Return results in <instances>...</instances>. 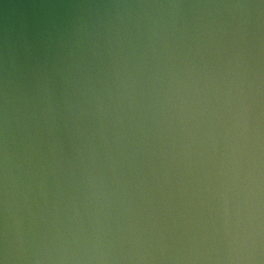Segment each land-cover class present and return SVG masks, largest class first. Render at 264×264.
Returning <instances> with one entry per match:
<instances>
[{"label": "water", "instance_id": "95a60500", "mask_svg": "<svg viewBox=\"0 0 264 264\" xmlns=\"http://www.w3.org/2000/svg\"><path fill=\"white\" fill-rule=\"evenodd\" d=\"M0 264H264V0H0Z\"/></svg>", "mask_w": 264, "mask_h": 264}]
</instances>
